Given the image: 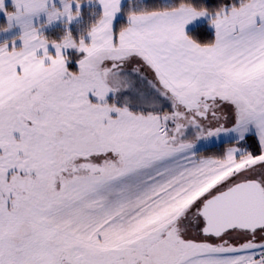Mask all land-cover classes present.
Wrapping results in <instances>:
<instances>
[{"label": "snow or ice", "instance_id": "1", "mask_svg": "<svg viewBox=\"0 0 264 264\" xmlns=\"http://www.w3.org/2000/svg\"><path fill=\"white\" fill-rule=\"evenodd\" d=\"M0 11V264H264V0Z\"/></svg>", "mask_w": 264, "mask_h": 264}, {"label": "rangeland", "instance_id": "2", "mask_svg": "<svg viewBox=\"0 0 264 264\" xmlns=\"http://www.w3.org/2000/svg\"><path fill=\"white\" fill-rule=\"evenodd\" d=\"M5 5L7 8L11 9L12 8V0H5ZM6 22V16L5 13L3 11H0V24H3ZM57 27H59V29H57ZM61 29V25L59 22L54 23L53 25L49 26L48 28H46V32L48 34H51L52 32H57L59 33V30ZM19 31L18 28L12 29L9 32L6 33H0V39L6 37V36H11L16 34ZM216 142H210L208 144H205L204 142H202L200 145H198V150H201L202 154L205 155H210V154H214V153H218L220 151V147H217ZM226 146V145H222L221 147ZM215 147L219 148L217 151H215ZM206 150V151H205Z\"/></svg>", "mask_w": 264, "mask_h": 264}, {"label": "trees", "instance_id": "3", "mask_svg": "<svg viewBox=\"0 0 264 264\" xmlns=\"http://www.w3.org/2000/svg\"><path fill=\"white\" fill-rule=\"evenodd\" d=\"M57 29H59V27H57ZM49 35H51V36H53V37H58L59 36V33L57 32V34H56V32L54 31V32H52L51 34H49ZM202 38H207V36L205 35V36H203ZM215 151H217L219 148H217V147H215ZM206 151V150H205Z\"/></svg>", "mask_w": 264, "mask_h": 264}]
</instances>
